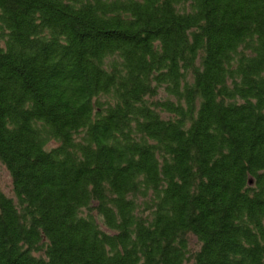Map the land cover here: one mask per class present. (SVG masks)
I'll return each instance as SVG.
<instances>
[{"label":"trees","instance_id":"trees-1","mask_svg":"<svg viewBox=\"0 0 264 264\" xmlns=\"http://www.w3.org/2000/svg\"><path fill=\"white\" fill-rule=\"evenodd\" d=\"M0 166V264H264V0H0Z\"/></svg>","mask_w":264,"mask_h":264},{"label":"rangeland","instance_id":"rangeland-1","mask_svg":"<svg viewBox=\"0 0 264 264\" xmlns=\"http://www.w3.org/2000/svg\"><path fill=\"white\" fill-rule=\"evenodd\" d=\"M163 96L160 95V98ZM54 147L52 144L48 146V148ZM0 192L8 199L12 200L14 204H16V200L13 194L11 179L8 172L0 166ZM188 249L191 253H195L199 251L200 245L193 238L188 239Z\"/></svg>","mask_w":264,"mask_h":264}]
</instances>
